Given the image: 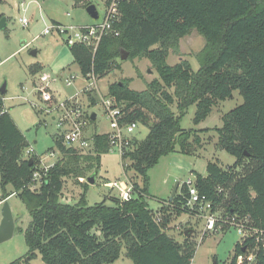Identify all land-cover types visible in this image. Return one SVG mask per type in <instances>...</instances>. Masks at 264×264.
<instances>
[{"label": "trees", "instance_id": "1", "mask_svg": "<svg viewBox=\"0 0 264 264\" xmlns=\"http://www.w3.org/2000/svg\"><path fill=\"white\" fill-rule=\"evenodd\" d=\"M115 29L119 35L105 36L95 56L84 45L72 46L70 52L84 77L94 72L102 78L120 69L122 51L129 53L128 60L147 59L158 73L144 91L132 90L126 80L110 84L107 94L126 122L149 128L144 140L132 139L122 157V165L141 179L143 187L134 183L131 198L112 197L110 205L106 201L88 205L84 195L74 205L63 201L64 179L86 177L110 151L109 133H96L88 153L57 138L63 160L33 191L37 158L33 155L31 166L23 159L30 145L0 97V111L5 110L0 114L1 188L11 187L5 199L17 196L31 217L25 231L29 251L12 264H31L37 254L45 264H112L123 247L134 264H191L195 244L187 239L181 246L166 233L174 216L189 213L184 198L189 186L184 183L171 202L150 209L145 198L148 172L164 156L190 155L201 147L198 131L180 126L190 106H196L193 122L199 125L235 91L243 104L225 114L222 127L215 130L216 148L236 162L228 169L209 163L207 175H197L194 186L213 209L221 205L222 191L229 189L226 215L248 218L252 227L264 231V0H127L121 4ZM193 30L206 43L196 55L200 69L194 72L187 60L169 65L170 52L179 55L180 40ZM43 70L36 64L30 73ZM90 102L94 105L96 100ZM257 246L255 238L239 242L229 264H239L240 255L255 250V259L242 264H264V249Z\"/></svg>", "mask_w": 264, "mask_h": 264}, {"label": "rangeland", "instance_id": "2", "mask_svg": "<svg viewBox=\"0 0 264 264\" xmlns=\"http://www.w3.org/2000/svg\"><path fill=\"white\" fill-rule=\"evenodd\" d=\"M87 4L95 5L99 16H103L105 12L103 0L81 2L77 0H0V20L6 19L5 27L0 30V90L4 84L7 89L6 94L0 93V97L3 98L4 108L30 145L23 156L31 149L32 154L40 157L46 166L55 165L63 160V155L56 145V139L62 138L63 141L69 125L64 124L58 127L62 115L58 107L59 103L80 92L79 97L73 102V109H80L86 115L85 119L89 125L83 129V136L92 138L96 133L103 134L111 131L103 106V100L109 99L107 94L110 84L129 80V87L132 90L144 91L147 89V83L159 78L147 59L125 61L119 59L121 68L99 78L98 91L82 92L86 84L82 82L81 71L74 62L70 46L65 42V38L56 33L43 35V31L55 23L68 26L95 24L98 19L94 20L88 15ZM25 8L26 11H24ZM22 18L28 19L27 27L20 23ZM205 45V39L193 30L190 35L180 40L179 55L171 51L167 62L174 66L181 60H187L193 71L197 72L200 69V63L196 55ZM34 51L36 55L32 54ZM36 64L42 65L44 70L32 75L30 68ZM72 76L77 78L73 80L71 87H67L65 80H71ZM47 77L56 80L50 85L53 101L45 103L36 88L45 84L42 79ZM92 98L96 100L94 105L90 102ZM34 104L37 106L35 107ZM241 104H243V98L238 91H235L230 99L220 102L199 125L193 122L196 106L192 105L188 108L185 116L180 119V126L184 130L198 131L196 133L202 139V145L190 155L171 153L164 156L149 170V188L145 198L150 209L156 210L163 201L169 200L177 182L181 186L189 181L194 182L197 175L206 176L209 163H219L223 169H228L235 164L236 159L233 156L216 148L218 134L215 129L222 127V117L225 114ZM67 108L71 109L70 102L67 103ZM93 115H96L95 120L91 119ZM204 129L209 131L201 133L200 131ZM148 133L149 128L139 124L131 138L142 141ZM51 153L54 155L52 156ZM125 167L126 165H122L120 153L110 150L102 155L98 169L86 172V177L64 179L63 201L74 205L84 195L88 205L92 206L103 201L110 205L112 196L121 198L122 194L120 187L113 186L115 182L127 180L132 186L137 183L142 188L141 179L135 178L133 172ZM96 171L95 184H89L87 187V178ZM39 188V184L31 187L33 191ZM11 192L12 188L9 186L4 191L0 182V196L4 197ZM229 192V189L222 191L223 201L214 213L216 219L220 217L225 221L231 219L230 215H226L231 198ZM5 200L10 205L16 227L13 237L0 244V264H12L26 256L29 251L25 231L31 222V217L26 206L17 196L12 195ZM205 226L203 218L183 214L180 217H173L166 233L181 246L188 243L187 239L195 244L196 252L191 264H229L234 256L236 245L243 237L238 232V228L232 225L222 229L220 226L214 231L207 232ZM189 230H193V233L190 238H187L185 232ZM31 264L45 263L40 254H37ZM112 264L134 263L127 257V250L123 247L120 258Z\"/></svg>", "mask_w": 264, "mask_h": 264}, {"label": "built area", "instance_id": "3", "mask_svg": "<svg viewBox=\"0 0 264 264\" xmlns=\"http://www.w3.org/2000/svg\"><path fill=\"white\" fill-rule=\"evenodd\" d=\"M127 0H103L105 7V12L102 17L99 16L98 21L93 25H83V26H68L62 24H53L51 27L46 28L43 31V35H50L56 33L59 36L65 38V42L70 46L84 45L90 48L95 56L103 38L109 34L119 35L116 31L115 26L120 21V7L123 2ZM26 11V8L24 9ZM70 16V14H67ZM20 23L27 27L29 21L26 18H22ZM77 77L72 76L71 80L66 79L65 85L71 87L73 85V80ZM98 79L99 77L94 73H90L87 77L82 76V82L86 84L82 88V92L89 93L91 91H98ZM45 84L38 86L36 89L39 91L41 99L43 102H52L53 95L50 92V85L55 80L51 78H44ZM80 92H77L70 99L63 101L58 104V107L62 111V115L59 119L58 127H62L64 124L69 125V129L63 136V142L65 146L76 147L82 152H90L93 148L92 138L83 136V129L89 125L86 121V115L80 109H73V102L79 97ZM3 100V98H2ZM70 102L71 109L68 110L67 103ZM36 107L37 105L34 104ZM103 106L106 110L107 119L110 122L111 131L109 132L110 139V150L117 151L120 153L121 157L125 155L126 150L129 148L132 142L131 136L137 130L138 122H126L124 120V114L122 109L117 105L115 99L109 98L108 100H103ZM5 110L0 111L2 114ZM53 156L54 153H51ZM32 150L25 152L24 158L27 160L33 159ZM37 163L34 172V185L39 184V187L43 183V177L49 172V170L54 166H46L40 157L36 156ZM189 186V191L184 195L186 196V208L189 209L190 215L198 216L205 220L206 226L205 230L214 231L218 227L222 229L230 227L232 225L238 228V232L243 236L241 243L246 239L255 238L258 244L256 249L261 247L264 249V231L256 229L250 225L248 218L237 219L236 217H231L229 221H225L222 217H215L216 209H213V203L208 201L204 196H201L198 189L194 186L193 181L186 182ZM114 187H120L122 194L121 198L128 200L131 198L133 192V186L126 180V182H115ZM33 190V189H32ZM6 200L3 196H0V222H1V209ZM159 216L157 221L160 222ZM256 251V250H255ZM255 251L249 252L247 254L240 255L237 259L239 264L250 263L255 259Z\"/></svg>", "mask_w": 264, "mask_h": 264}, {"label": "water", "instance_id": "4", "mask_svg": "<svg viewBox=\"0 0 264 264\" xmlns=\"http://www.w3.org/2000/svg\"><path fill=\"white\" fill-rule=\"evenodd\" d=\"M87 13L94 20H97L99 18V14H98L97 8L93 4L89 5L87 7ZM5 22H6L5 18H2L0 20V30L5 27ZM32 54L36 55V52L34 51ZM128 58H129V53L126 52V51H122V56H121L120 60L125 61V60H128ZM6 92H7L6 84H4L3 87L0 90V93L2 95H4V94H6ZM95 118H96V115H93L91 117L92 120H95ZM29 164H30V166L33 164V159L29 160ZM96 177H97V171L94 172L91 176H89L87 178V183L88 184H95ZM179 184H180L179 182L176 183V185L174 187V190L172 192V195L169 198L170 202L177 195L178 190H179ZM1 216H2V219H1V222H0V244L10 240L13 237L14 232H15V227H16L15 221H14V217H13L10 205L7 202V200L4 202L3 207L1 209ZM192 233H193V230H189V231L185 232V235H186L187 238H190ZM243 251H245V249H243Z\"/></svg>", "mask_w": 264, "mask_h": 264}, {"label": "crops", "instance_id": "5", "mask_svg": "<svg viewBox=\"0 0 264 264\" xmlns=\"http://www.w3.org/2000/svg\"><path fill=\"white\" fill-rule=\"evenodd\" d=\"M181 186H182V185H181ZM181 186H180V184H179V187H180V188H181ZM180 188H179V190H180ZM179 190H178V191H179ZM112 197H113V196H112Z\"/></svg>", "mask_w": 264, "mask_h": 264}]
</instances>
